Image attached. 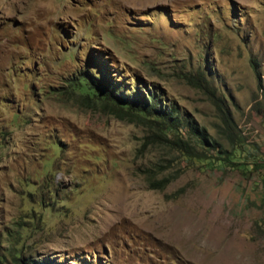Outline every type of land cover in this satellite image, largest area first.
Masks as SVG:
<instances>
[{
    "label": "rangeland",
    "instance_id": "obj_1",
    "mask_svg": "<svg viewBox=\"0 0 264 264\" xmlns=\"http://www.w3.org/2000/svg\"><path fill=\"white\" fill-rule=\"evenodd\" d=\"M100 70L175 107L196 155L73 85ZM20 257L264 264V0H0V264Z\"/></svg>",
    "mask_w": 264,
    "mask_h": 264
},
{
    "label": "trees",
    "instance_id": "obj_2",
    "mask_svg": "<svg viewBox=\"0 0 264 264\" xmlns=\"http://www.w3.org/2000/svg\"><path fill=\"white\" fill-rule=\"evenodd\" d=\"M104 71L100 70L101 73L97 75H95L94 72H85V75L79 76L78 80L73 82V85L75 87L78 86L81 89H88V93L86 92L87 96L94 93V95H92L95 96V99L106 101L105 104L111 109V111H118L122 116L139 114L144 117L142 118L143 121L146 122L145 119H148L147 124L150 129L153 130L151 141H154L157 137H161L164 142L171 143L176 148L188 153H195L193 149L196 148H193L190 139L187 140L185 137L176 134L169 137L170 132H173V130H180L182 128L181 126H183V119L175 107H157L154 103L150 104L147 99H141L140 96L133 98L130 96H114L105 86L108 81L104 80V78H107L106 75L108 74ZM153 96L154 94H151V99ZM159 97L161 96L158 94V98ZM227 119L228 118H226V120ZM186 126L190 127L192 134L200 138L201 143L209 144L216 148V145L210 141V136L204 127H201L196 122L190 120H186ZM157 132H159L160 136H158ZM16 264H34V262L27 257H20L17 258Z\"/></svg>",
    "mask_w": 264,
    "mask_h": 264
}]
</instances>
